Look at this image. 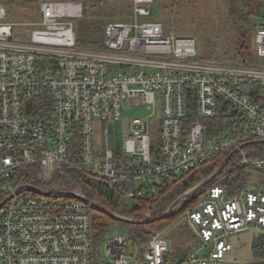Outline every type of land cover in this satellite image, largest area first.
<instances>
[{"label":"built area","instance_id":"2783aa9c","mask_svg":"<svg viewBox=\"0 0 264 264\" xmlns=\"http://www.w3.org/2000/svg\"><path fill=\"white\" fill-rule=\"evenodd\" d=\"M103 1L0 0V264H94L92 205L83 190L35 186L25 181L32 173L44 184L67 166L131 199L156 194L160 179L218 153L264 141V16L253 37L255 56L237 60L203 58L194 37L151 19L150 0H131L127 19L106 21L104 47H82L77 21L87 3ZM45 92L51 119L30 118L25 99ZM140 105L151 114L125 120L126 158L111 148L96 154L95 123L114 122ZM190 106L196 118L188 128ZM221 110L239 111L246 126L208 139L199 122ZM239 152L243 163L264 167V159ZM186 217L199 242L177 264H236L227 257L231 236L264 231V185L232 195L215 185ZM130 242L123 235L104 240L106 255L115 264H168L163 230L133 245V253Z\"/></svg>","mask_w":264,"mask_h":264},{"label":"trees","instance_id":"16d2710c","mask_svg":"<svg viewBox=\"0 0 264 264\" xmlns=\"http://www.w3.org/2000/svg\"><path fill=\"white\" fill-rule=\"evenodd\" d=\"M103 2L107 3V1ZM103 2L96 3L101 5ZM225 4L237 39V56L241 58L251 57L253 37L255 31L261 25L264 16L262 0H225ZM111 14L114 15L112 10ZM105 25L106 22L103 19L99 22L91 23L86 34H81L78 31V44L89 48L104 47ZM213 52L212 50L210 54ZM24 110L25 114L30 118L38 117L49 121L53 114L50 92L26 98ZM242 117L239 111L227 112L226 110H221L216 116L202 119L199 123L204 130L205 137L209 139L245 128L246 122ZM195 118V106H190L189 114L185 121L186 127L189 128ZM77 137L76 134V140ZM243 149L246 156L250 159H264V141L247 142ZM230 152L218 153L207 162L201 163L183 174L160 179L157 183L158 192L156 194L147 193L144 196L131 199L124 198L115 185L105 180H97L91 175L67 166H63L61 170L57 171L50 182L43 184L37 175L35 176L33 173L28 175L25 181L40 187H57L59 189L80 187L85 196L98 207L115 216L130 220L115 219L103 210L90 206L92 247L95 263L98 248L103 244L109 228L115 223L127 226L133 245H144L148 243L152 232L157 226L165 227L170 225L176 217L195 206L196 202L202 197L205 198L209 190L215 185L224 186L229 195L245 188L250 183L264 185V167L255 168L251 164L243 163L242 153L237 152L212 182L199 189L190 197L178 202L170 215L164 217L171 205L178 198L210 178ZM31 169V167H25L23 170ZM253 169L256 171V180L254 182L251 179V171ZM183 226L187 227L189 231L187 232V236H191L190 238L193 240L194 245L190 247V245H186L184 242L182 245H185V247L175 251V248L178 246L176 241L165 235L170 243V251L166 257L168 261L172 257L180 261L198 246L199 241L191 231L186 219ZM251 231L255 232L251 242L253 260L247 264H264V231Z\"/></svg>","mask_w":264,"mask_h":264},{"label":"rangeland","instance_id":"374dc122","mask_svg":"<svg viewBox=\"0 0 264 264\" xmlns=\"http://www.w3.org/2000/svg\"><path fill=\"white\" fill-rule=\"evenodd\" d=\"M105 1V0H104ZM101 5L96 2L87 3L83 18L77 21V28L81 34H86L89 25L101 20L110 19H127L131 0H106ZM143 3L149 0H142ZM152 9L151 19L159 20L163 23L167 32H174L178 36L194 37L199 47L200 54L203 58H216L219 60H237L241 57L237 55V39L232 26V20L228 14L225 0H150ZM112 13L114 15L111 14ZM21 18H24L21 16ZM214 51L212 54L211 51ZM251 57L255 56L252 46ZM151 114L146 105L133 106L126 108L122 112V118L114 122L95 123L94 128V145L96 154L104 153L107 148L115 152L116 157L126 158L124 151V122L135 117H146ZM159 125L157 116L153 118L152 141L158 142ZM108 128L109 136L106 138L105 130ZM108 141V143H107ZM255 169L251 171L252 182L256 180ZM257 183H250L245 188H251ZM204 199L202 197L195 205ZM187 220L186 212L176 217L174 222L167 226H157L156 229L163 230L164 234L172 238L177 243L175 251L185 247L182 243L192 247L193 240L187 236L188 229L183 226ZM255 232L251 230L243 231L231 236L234 249L227 255L229 259L235 260L236 264H247L253 260L251 251V242ZM130 236L126 225L120 223L113 224L105 235V240L115 236ZM198 246L195 247L197 249ZM194 249V250H195ZM129 253L134 252L133 243L129 244ZM115 257L106 255L104 244L98 248L97 259L94 264H115ZM178 261L172 257L168 264H177ZM130 264H136L134 262Z\"/></svg>","mask_w":264,"mask_h":264},{"label":"water","instance_id":"95a60500","mask_svg":"<svg viewBox=\"0 0 264 264\" xmlns=\"http://www.w3.org/2000/svg\"><path fill=\"white\" fill-rule=\"evenodd\" d=\"M245 145V144H244ZM244 145L238 147V148H235L234 150H232L226 157V159L224 160V162L221 164V166L218 168V170L208 179H206L205 181H203L200 185H198L197 187H195L194 189L190 190L189 192H187L186 194L182 195L180 198H178L172 205L171 207L169 208L168 212L164 215V217H167L170 215V213L173 211L174 207L176 206V204L178 202H180L181 200L187 198V197H190L192 194H194L195 192H197L199 189H201L202 187H204L205 185L209 184L210 182H212L216 177L217 175L225 168V166L228 164L229 160L237 153L240 151L241 148L244 147ZM29 189L35 191V192H39V193H42L40 190H38V188L34 187V186H29ZM57 191V190H55ZM84 200L88 201L91 203V205L93 207H96V208H99L101 210H103L104 212L108 213L110 216H112L113 218L115 219H118V220H125V221H130L129 219H125V218H120L118 216H115L113 215L112 213L98 207L95 203H93L90 199H88L87 197H83Z\"/></svg>","mask_w":264,"mask_h":264}]
</instances>
